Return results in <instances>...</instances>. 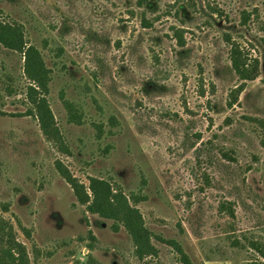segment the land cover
Masks as SVG:
<instances>
[{
    "label": "rangeland",
    "instance_id": "374dc122",
    "mask_svg": "<svg viewBox=\"0 0 264 264\" xmlns=\"http://www.w3.org/2000/svg\"><path fill=\"white\" fill-rule=\"evenodd\" d=\"M138 2L0 0V34L21 26L50 70L37 98L53 116L47 136L25 54L0 43V264L21 248L26 264L264 262V0ZM234 43L256 80L233 70ZM57 162L121 190L157 255L81 204Z\"/></svg>",
    "mask_w": 264,
    "mask_h": 264
},
{
    "label": "trees",
    "instance_id": "16d2710c",
    "mask_svg": "<svg viewBox=\"0 0 264 264\" xmlns=\"http://www.w3.org/2000/svg\"><path fill=\"white\" fill-rule=\"evenodd\" d=\"M140 6H142V0L138 2ZM144 27H151L152 24L147 22L144 18ZM3 33L7 35V40L0 34V43H4L6 47L18 50L25 54L26 64H25V72L28 75V78L33 81V83L29 86L28 95L31 97L32 103L37 107L38 110V119L41 125L43 132L49 136L51 133L49 130V126L53 121L52 113L47 106L45 98H37V95L40 94V91L47 92V85L49 79L50 70L46 69L45 63L42 60L40 52L32 46H28L26 52L24 49L26 47V43L23 38L22 27H6L2 30ZM172 32L178 42V45L183 47L185 45L184 33L185 30L181 28H172ZM231 41V40H229ZM231 64L233 70L238 75L239 79L242 81H254L258 77L259 69L258 64H249V59L246 55L242 53L239 47L234 43L232 44L231 50ZM242 91V87L238 88L235 91V96L230 102V106H233L238 99V94ZM70 110V118L72 121H76V119L80 120V116L76 111L73 110L72 106H69ZM74 111V112H73ZM77 120V121H78ZM56 167L62 177L67 181V183L72 187L74 194L78 201L83 205H89L88 210L93 214H99L103 218L112 219V220H123L124 225L128 232L134 238L136 243V248L139 251V255L143 256L144 254H153L157 255L156 249L150 243V236L147 230H143L139 227L138 233L140 236L143 235L144 238L147 239V243L140 242L139 236L134 230L131 228L132 219L138 222L140 225V214L138 209L132 208L129 204L127 197L123 194L121 190H116V193L113 191L111 184H109L106 180H100L96 178H89L90 184L86 187L84 184L79 182V180L74 177L61 162L56 163ZM90 191L92 196L88 193ZM91 202V204H90ZM115 202V204H113ZM222 205L220 211H224L228 209L229 216H234V211L230 207ZM117 212H125L123 217L118 216ZM132 219H129L131 218ZM116 229V228H115ZM171 243V242H170ZM16 244L15 242H11L10 245ZM255 249L258 247L254 246ZM12 249H16L12 248ZM144 249L148 250V253H143ZM18 251V256L13 254H9L10 258L14 261H8L6 264H26V256L23 253L22 248ZM262 258L264 259V251L260 252ZM15 255V257H14ZM186 264H189L187 261ZM253 264H264V262L256 261Z\"/></svg>",
    "mask_w": 264,
    "mask_h": 264
}]
</instances>
